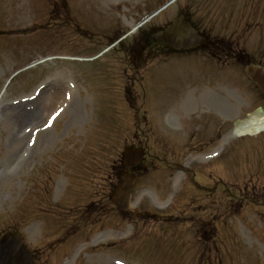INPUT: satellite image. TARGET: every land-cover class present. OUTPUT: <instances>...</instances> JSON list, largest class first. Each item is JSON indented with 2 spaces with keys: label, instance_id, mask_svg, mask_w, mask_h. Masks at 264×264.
Instances as JSON below:
<instances>
[{
  "label": "rangeland",
  "instance_id": "374dc122",
  "mask_svg": "<svg viewBox=\"0 0 264 264\" xmlns=\"http://www.w3.org/2000/svg\"><path fill=\"white\" fill-rule=\"evenodd\" d=\"M69 1L74 10L78 1ZM82 1L91 22L86 13L93 0ZM110 1L108 5H115ZM155 1L126 0V23L131 26L138 11ZM48 5L54 4L0 0V30L44 24ZM183 8L217 37L230 40L233 50L253 62L264 60V0H181L158 21L173 20ZM62 32L53 28L27 38L0 37V230L17 227L36 264H198L204 248L210 264H264V133L238 139L231 135L234 122L264 109L244 68L231 67L230 61L215 72L212 65L206 107L178 108L166 116L164 108L141 112L148 123L139 127L155 134L149 141L152 152L181 158L168 156L172 169L156 162L157 168L152 165L144 173L121 222L105 201V183L117 179L114 167H119L124 149L135 143L137 109L107 105V94L92 81L91 66L73 61L51 60L25 71L4 91L15 72L39 59L90 57L86 44L72 38L59 54ZM171 76L181 79L183 74L172 69ZM174 86L170 81L168 88ZM165 104L162 100L159 106ZM179 146L194 152L183 150L177 156L174 148L180 154ZM180 160L185 168H176ZM193 173L203 188L194 185ZM217 182L220 186L213 190ZM242 191L256 195V205H248ZM190 203L182 222H141L140 213L146 211L176 219ZM213 219L225 220L215 225ZM198 221L204 224L198 226ZM201 228L215 230L217 237L200 242Z\"/></svg>",
  "mask_w": 264,
  "mask_h": 264
},
{
  "label": "flooded vegetation",
  "instance_id": "af4514ba",
  "mask_svg": "<svg viewBox=\"0 0 264 264\" xmlns=\"http://www.w3.org/2000/svg\"><path fill=\"white\" fill-rule=\"evenodd\" d=\"M126 2V0H123ZM105 8L99 7L98 5H94V11L98 15L99 13L102 14V16L107 18L106 21V31L102 34L104 40H108V42H113L114 40L120 38L123 31L120 29L126 27V15L124 14L122 20H115L112 17V12L109 11V8L105 6ZM124 11H126V4L123 8ZM151 8L147 9L146 12H150ZM140 12V11H138ZM145 12V13H146ZM156 19V18H155ZM155 19L152 21L154 22ZM78 22H83L82 15L79 16ZM150 23L149 27H145L142 29L133 39L131 40L130 44L126 46V49L123 51L118 52H112L109 54H104L103 57H107L105 62L101 64L102 69L106 72L104 80L107 82L106 85L111 88V92L114 91L120 92V93H128L130 97L127 98L126 96L124 98V101L129 104V106L136 108L138 104V98L135 95L134 87L135 83L139 80L137 79V76L139 75L141 68L146 66L149 61H157L158 66H163L168 61L172 60L174 57H191L196 56V58H202L205 61H210L211 56H213L214 59H218L219 62H221L222 54L219 52L214 53H201L200 48H195L189 52H182L177 51L167 45H156L153 43L152 35L167 26H162L165 22H159L158 25L155 23ZM69 22L65 20L64 24H68ZM76 25V24H75ZM77 31L80 33L81 37L88 38L90 41L94 40L93 36H90L89 30H86L87 32H83L81 28H78ZM201 33V32H200ZM201 34H204L207 36L206 32H203ZM82 39V38H81ZM98 38L96 41L92 43V48H95L97 50L101 46V42ZM210 38H208L209 40ZM217 43H220V41H207V50H211L212 47H215ZM220 50V49H219ZM98 62V61H97ZM133 70L134 72H137L134 76L126 75V70ZM142 79V77H141ZM207 82L205 79L202 80L203 87L207 86ZM205 90L203 89V93L200 96V100H198V103L206 104L207 103V97L204 94ZM185 99L190 100L187 96ZM113 103H117L116 101H113ZM145 102L143 105L139 106L144 107Z\"/></svg>",
  "mask_w": 264,
  "mask_h": 264
},
{
  "label": "water",
  "instance_id": "95a60500",
  "mask_svg": "<svg viewBox=\"0 0 264 264\" xmlns=\"http://www.w3.org/2000/svg\"><path fill=\"white\" fill-rule=\"evenodd\" d=\"M158 36L161 37L163 40L174 41L175 39L182 38L186 41H189L194 36V33L190 30L183 31L181 23L177 21L174 26H171L167 31L158 34ZM249 75L252 80L258 84L259 88L264 92V71L260 69L250 68ZM131 152H133V149L128 150L125 155L130 154L131 157L133 156V153ZM136 156L140 158L142 157V153L137 152ZM127 178L128 177L124 176L121 182L122 187L117 188L113 193V201L121 210L126 209L128 206L130 196L129 193L131 188L130 185H132V181L134 180V177L132 176H130V179ZM9 237H14L16 239V241L9 246V250L11 252H17L19 254L16 257H13V255L8 257L6 254V248L8 246L7 239ZM0 253L1 259L3 261V263L0 264H32V258L30 254L25 250L22 245V242L18 239V236L13 234L12 232H9L7 234V237L2 240L0 244Z\"/></svg>",
  "mask_w": 264,
  "mask_h": 264
},
{
  "label": "bare ground",
  "instance_id": "6f19581e",
  "mask_svg": "<svg viewBox=\"0 0 264 264\" xmlns=\"http://www.w3.org/2000/svg\"><path fill=\"white\" fill-rule=\"evenodd\" d=\"M264 132V115L257 113L239 121L233 131L235 137L254 136Z\"/></svg>",
  "mask_w": 264,
  "mask_h": 264
}]
</instances>
